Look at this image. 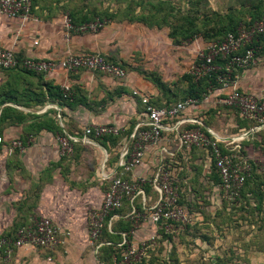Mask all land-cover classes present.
<instances>
[{
    "label": "crops",
    "instance_id": "1",
    "mask_svg": "<svg viewBox=\"0 0 264 264\" xmlns=\"http://www.w3.org/2000/svg\"><path fill=\"white\" fill-rule=\"evenodd\" d=\"M157 30L141 22L112 20L106 21L97 33H72L66 39L61 13L39 15L34 11L26 20L0 14V46L13 49L20 58L59 59L71 53H98L127 67L125 78L87 69L59 68L38 75L10 74L0 69V114L4 107L12 109L0 122V236L15 235L14 228L48 217L59 228L62 239L56 250L12 247L1 256L0 264H101L96 256L100 246L89 242V213L101 205L111 179L116 175L149 179L164 166L174 181H182L183 172L193 160L194 148L183 146L177 131L191 122L206 126L209 103H198L183 111L178 119L187 122L180 126L179 120L170 121L159 143L147 147L139 166L130 172L119 167L121 154L131 141L128 134L145 122L143 106L133 91L149 96L156 106L158 102L165 105L170 94L159 90L148 74L157 75L164 83L182 86L180 80L188 73L185 70L195 58L196 46L207 44L199 36L177 45L167 35L163 46L153 47L155 53L149 51L152 60L146 61L149 48L138 45L134 48L130 40L143 33L147 44H152L148 32ZM133 50L146 57L130 55ZM66 85L74 90V98L56 101L54 96L61 94ZM239 88L259 97L264 95V46L254 64L242 70ZM222 93L223 90L216 89L211 102ZM13 109L22 113L15 114ZM228 121L231 126L236 125ZM99 124L118 127L119 139L83 137L84 127ZM262 127L263 124L256 125L239 135L220 134L207 128L219 138L240 145L238 141ZM60 128L76 140L71 155L60 153L57 142ZM11 140H20L25 147L10 150ZM199 151L200 163L204 170H209V155ZM145 198L148 205H153L156 191L149 187ZM142 200L139 196L136 199ZM149 223L150 228L154 226L150 220ZM38 252L46 259L40 258Z\"/></svg>",
    "mask_w": 264,
    "mask_h": 264
},
{
    "label": "built area",
    "instance_id": "2",
    "mask_svg": "<svg viewBox=\"0 0 264 264\" xmlns=\"http://www.w3.org/2000/svg\"><path fill=\"white\" fill-rule=\"evenodd\" d=\"M0 14L8 18L19 17L26 20L31 15V0H0ZM64 37L69 39L72 33H97L106 24V20L95 18L80 24H73L68 13L63 14ZM264 33V16L251 25H239L235 32L227 33L222 39L207 42L204 46H196L195 58L191 63L188 73L195 81L214 75L218 86L207 89L200 100L188 97L174 104L156 106L150 101V97L133 91L138 96L143 106L145 122L138 125L131 134V141L120 158L119 167L130 172L142 163L144 152L148 146L157 145L163 136V131L170 121L179 120L178 126L187 120L178 117L189 107L198 103H209L211 106L218 104L236 109L239 116L244 120L254 121L264 125V95L243 92L239 88V79L242 70L256 61L257 47L254 45L256 38ZM222 62V64L220 63ZM20 65L26 70L43 73L53 72L57 69L76 71L87 69L99 71L106 75L125 78L127 71L118 63L111 62L105 56L98 53L68 54L59 59H40L25 57L18 59L13 49L0 46V69H10ZM216 89L223 90L221 96L211 102L210 97ZM63 93L71 97L72 89L64 86ZM198 124L201 123H189ZM209 135L199 126L178 129L180 143L187 147L205 149L209 154L211 163L220 176V190L229 200H237L240 197L245 179L251 171L248 159L241 155L240 145L233 141L219 138L209 128L204 126ZM83 137L99 139L106 135H118V127L110 124L87 125L82 131ZM2 138H0V142ZM57 142L62 155H71L74 151V136L70 134L57 135ZM220 142L224 143L223 148ZM9 149L22 150L25 146L20 140H11ZM149 184L157 193V199L153 205H147L144 185ZM178 187L171 173L164 167H159L156 174L147 179L146 177H133L126 179L121 175L114 176L105 190L99 208L89 213V237L93 245L100 246L98 242L104 228L106 218L109 220L116 216L112 214L121 208L126 199L132 205L129 215L136 219L147 217L153 225H160L167 230L169 222L186 218V214L178 202ZM142 199V209L139 211L134 205L135 200ZM111 215V216H110ZM110 221H108L109 225ZM62 243L61 232L54 222L48 217L34 219L25 226H20L14 237L0 236V258L8 254L12 247H42L55 250Z\"/></svg>",
    "mask_w": 264,
    "mask_h": 264
},
{
    "label": "rangeland",
    "instance_id": "3",
    "mask_svg": "<svg viewBox=\"0 0 264 264\" xmlns=\"http://www.w3.org/2000/svg\"><path fill=\"white\" fill-rule=\"evenodd\" d=\"M258 1L264 2V0H32L34 11L39 15L71 12L81 17L100 15L107 22L112 19L140 17L160 21L163 27L158 28L156 32H148V36L151 35L153 39L152 44H147L143 33L130 40L136 44L132 43L134 48L137 45L149 48L146 49V53L149 54L146 61L152 60L153 56L149 51L153 47L163 46L171 28L191 27L193 24H197L198 27L202 24L203 27L216 19L222 20L220 23L223 24L227 22L229 14L242 11L244 6ZM202 31L200 29V33ZM132 53H135V56L146 57L137 50L131 51L130 55ZM191 63L185 71L190 70ZM211 118L207 122L220 134L242 133L236 127L240 124L239 120L230 109L223 108L221 113ZM229 119L236 125L231 126ZM238 142L243 153L253 160L260 170L258 181L261 183V190L258 191V195L248 194L247 200L244 197L234 201L227 199L216 185L212 166L209 170H204L203 164L200 163L202 153L193 149L192 162L186 172H183L182 181L176 182L179 191L177 203L183 208L186 218L170 221L167 230L160 225L150 228L147 217L136 219L127 211L123 213L121 209L118 214L127 220L129 226L119 229L120 225L114 224L120 218L116 216L111 220L118 233L102 236L99 243L101 241V248L104 249L101 252L98 250L97 261L102 264H264V127ZM38 255L46 259L39 252Z\"/></svg>",
    "mask_w": 264,
    "mask_h": 264
},
{
    "label": "trees",
    "instance_id": "4",
    "mask_svg": "<svg viewBox=\"0 0 264 264\" xmlns=\"http://www.w3.org/2000/svg\"><path fill=\"white\" fill-rule=\"evenodd\" d=\"M33 12H34V7H33V2L31 0V13H33ZM68 14L71 18L72 23L75 25L86 22V21H91L95 18H100L102 20H105L104 17L100 16V15L93 16V17H81V16H78V15L71 13V12H69ZM263 16H264V2L258 1L254 4L244 6L242 11H237V12H234V14H229L228 17L226 18L227 19L226 23L222 24V23H220V22H223L222 20L219 21L216 19V21H213L211 23L209 22L207 25H205L203 27H201L202 24H200L199 27L197 24H193L191 27H187V26L174 27V28H171L169 30L168 37L171 38L173 43L177 44V45L181 44L184 41H190V40L194 39L195 37H197V35L202 37L206 42L215 41V40L222 39L229 32H235V30L237 29V27L239 25H241V24L244 26L251 25L255 21L262 18ZM120 20L141 22L150 28H155V27L161 28V27H163V25L161 24L160 21L156 22V21H154V19L147 18V17L129 18V19H120ZM200 29L203 30L202 33H200ZM254 45L257 47L256 56H258L259 52L261 51L262 47L264 46V33L259 35L256 38ZM17 57H18V59H21L18 55H17ZM105 57L107 60H109L111 62L120 64L127 71V67L123 63L118 62V61H114L107 56H105ZM220 63L222 64V62H220ZM3 71L9 72L10 74L11 73H20V72L30 73V74H34V75L40 74V73H35L32 71L26 70L23 67H21L20 65H18L17 67H14V68H10V69H3ZM148 75L150 76L152 81L157 85L159 90L167 91L166 92L167 96L170 94V97L169 96L167 97L168 99H167V102H165V105L177 103L178 101L184 100L188 97H195V98H198L201 100L203 98V94L207 93V89H209L212 86H216V87L218 86V83L216 82L214 75H208V76H205V77L195 81L189 73H186L182 76V78L180 80L181 82H183L182 86H180V83H173V84L164 83V82L160 81L159 77L153 73L148 74ZM74 95H75V93H74V90L72 89L71 97H67L64 95L63 92H61V94H59L58 96L55 95L54 98L56 101L57 100H69L70 101L74 98ZM1 103H2V101H0V105H1ZM157 104H158L157 106L163 105L162 103H159V102ZM223 108L230 109L235 114V116L237 117V119L239 120V123H240L237 125V126H239L237 128H238V131H240V132L243 130H248V129L256 126V125H259L254 121L242 119L239 116L236 109L229 107V106H226V105L218 104L216 106H211L207 110L208 116L204 119V122H205L207 127H210V128L215 130V128H213L207 122V120L212 119L211 117H214L216 114L221 113ZM9 110H12V109H10L8 107H4L2 109L1 114H0V122H1V120H3L5 118V116L7 115ZM13 110H14L15 114H16V112H17V114L20 113V112H18V109H13ZM186 126L187 127L199 126L204 132H206L209 135L208 131L205 129L204 126H201L198 124H187ZM0 133H1V129H0ZM62 134H64V133L62 132V130L60 128L57 135H62ZM120 134H121V132H120ZM120 134L115 135V136L106 135L102 138L119 139ZM130 135H131V133L128 134V139H130ZM219 144L223 148L224 143L220 142ZM193 148L195 150H198V151L203 150L206 153L205 149L192 147V149ZM223 149H224V151H227V150H225V148H223ZM240 153L242 156H244L248 159V161L251 165L250 174L245 179L242 190L240 192V197L238 198V199H240V198L242 199V197H244L245 200H247L246 195H248V194L258 195L257 194L258 191L261 190L260 189L261 183H259V181H258V176L260 174V170L258 169L257 164L253 160H251L249 157H247L243 153L242 150L240 151ZM211 166L214 169V178H215L216 185L219 187L220 182H221L220 176H219V174H218V172L214 166V163H211ZM149 187H151L149 184L144 185V191L146 194L148 193ZM134 205L136 206V208L139 211H141V209H142V203L141 202L135 200ZM147 205H148V201H147ZM131 208H132V205L130 204V202L128 200L124 199L121 208L112 213V214H116L117 218H120V220L114 224L115 226L119 224L120 225L119 229H123V228L129 226V224L127 223L126 219H123V216L120 217L121 215H119L118 212L121 211V209H123V213H127V212L130 213ZM108 221H109V217L106 218L105 225H104V228L102 229V233H101L99 240H101V238L104 234L110 233L112 235V234L118 233V230L114 229L112 221H111L112 224L110 223V227L108 226ZM20 226H23V225H20ZM20 226L14 228V231L16 232V230ZM14 236H15L14 234L13 235L12 234L1 235V237H11V238ZM100 244H101V241H100ZM101 246L102 245H100V247H99L100 252L104 249V247L101 248ZM105 248L110 249L111 247H105Z\"/></svg>",
    "mask_w": 264,
    "mask_h": 264
}]
</instances>
